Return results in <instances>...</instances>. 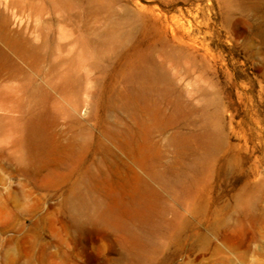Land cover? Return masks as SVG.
I'll list each match as a JSON object with an SVG mask.
<instances>
[{
	"label": "rangeland",
	"instance_id": "rangeland-1",
	"mask_svg": "<svg viewBox=\"0 0 264 264\" xmlns=\"http://www.w3.org/2000/svg\"><path fill=\"white\" fill-rule=\"evenodd\" d=\"M0 264H264V0H0Z\"/></svg>",
	"mask_w": 264,
	"mask_h": 264
},
{
	"label": "bare ground",
	"instance_id": "bare-ground-1",
	"mask_svg": "<svg viewBox=\"0 0 264 264\" xmlns=\"http://www.w3.org/2000/svg\"><path fill=\"white\" fill-rule=\"evenodd\" d=\"M6 61V60H5ZM8 62V61H7ZM15 70V69H14ZM15 72H16V70H15ZM18 74V73H17ZM19 74H20V72H19ZM10 76V75H9ZM20 76V75H19ZM11 77V76H10ZM16 77H18L17 75H16ZM19 78V77H18ZM36 142V141H35ZM85 205H86V202L85 201H82V203L80 204V205H78L77 206V208H76V211L77 212H81L82 210H83V208L85 207ZM82 214V213H81Z\"/></svg>",
	"mask_w": 264,
	"mask_h": 264
}]
</instances>
